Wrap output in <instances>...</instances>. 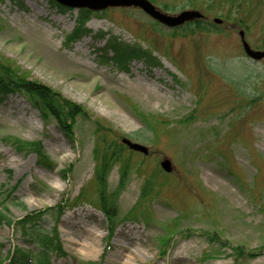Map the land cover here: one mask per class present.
Returning <instances> with one entry per match:
<instances>
[{"label":"rangeland","instance_id":"1","mask_svg":"<svg viewBox=\"0 0 264 264\" xmlns=\"http://www.w3.org/2000/svg\"><path fill=\"white\" fill-rule=\"evenodd\" d=\"M211 2L154 0L167 13L203 10L202 29L170 28L138 7L113 6L76 34L77 9L0 0V59L84 108L68 135L21 94L0 101V210L14 222L62 207L55 224L43 222L62 249L49 264H264V58L250 59L239 35L246 24L251 46L264 49V0L240 9ZM111 37L149 49L159 65L119 66L106 51ZM146 120L155 129L144 134ZM123 136L150 155L123 148L132 163L123 180L112 164L109 221L95 150ZM36 141L49 163L25 148ZM164 157L171 172L158 168ZM21 246L38 251L0 222V264H11Z\"/></svg>","mask_w":264,"mask_h":264},{"label":"trees","instance_id":"2","mask_svg":"<svg viewBox=\"0 0 264 264\" xmlns=\"http://www.w3.org/2000/svg\"><path fill=\"white\" fill-rule=\"evenodd\" d=\"M49 1L50 5L61 13H67L73 10L72 8L62 5L55 0ZM150 1L154 4V0ZM203 1L204 0H189L188 4L192 7H198V5H200ZM211 1V3L220 4L221 7L229 9H240L245 7L247 4H250V0ZM205 6L206 8H209L205 3L202 9H205ZM164 9L174 10L175 8L166 6ZM201 11L203 12V10ZM98 12V10H91L86 7L78 8L75 33H81L85 29V23ZM227 18L228 16L225 17L226 20ZM202 21L203 19H194L184 23L179 28L186 27L191 30L202 29ZM243 28H248L249 30L250 27L245 24L243 25ZM106 46V51L109 50L113 52V56L110 59L121 67H125V65L133 59H142L145 63L151 66L159 65V62L153 55V52L138 43L129 44L122 42L117 37H111L107 38ZM15 94H21L24 96V98L45 118L52 117L58 128L68 135H71L77 118L84 112V108L81 104L65 97L61 92L48 85L19 74L10 64L0 59V101H4L9 96ZM144 123V134L155 129L152 125V121L146 120ZM24 145L25 148L29 147L36 152L38 163H49L48 156L43 152L40 141L25 142ZM123 148L128 149V153L130 154L137 153L130 150L123 143L113 146L106 141H104L103 150H100L99 148L95 150V158L98 163L95 176L101 187L99 205L101 210L108 216L109 221H112L116 216L114 207L115 204L109 203L107 199L108 196L106 195V179L110 168L112 164L119 163L120 175L123 180L128 175L132 164L130 154L125 156L123 154ZM158 168L161 171L160 166H158ZM153 175L156 174L154 173ZM150 180H154L153 176ZM148 190L149 187L145 190V193H147ZM62 214V207L58 204L56 206L47 207L43 211L26 213L22 218L13 222L0 210V222L5 221L8 224H13L21 234L26 244H32L38 249V251H35L32 248H26L24 246L16 247L9 254V262L11 264H49L51 253L54 251L61 252L62 249L57 235V230L54 227L52 229H47L43 226V222L46 218H51L54 220L53 222L55 224ZM130 215L133 216L132 214ZM235 250H240V252H237L239 256L243 254V248L241 246H236Z\"/></svg>","mask_w":264,"mask_h":264},{"label":"water","instance_id":"3","mask_svg":"<svg viewBox=\"0 0 264 264\" xmlns=\"http://www.w3.org/2000/svg\"><path fill=\"white\" fill-rule=\"evenodd\" d=\"M55 1L61 3L62 5L74 9L86 7L91 10H102L107 7H113V6L138 7L142 9L145 13L150 15V17H152L153 19L157 20L158 22L170 28L180 26L187 21H192L194 19H201L204 17V14L196 9H185L175 14L167 13L157 8L150 0H55ZM214 20L217 23L222 22V20L217 17ZM239 35L243 50L250 59L256 61L264 58V50L255 49L251 46L249 41L246 39L244 29L239 30ZM121 142L127 145L131 150L140 152L142 154L148 155L150 152V149L147 145L133 141L126 136H123L121 138ZM160 166L166 172H171L173 169V163L171 159H169L168 157H164L160 161Z\"/></svg>","mask_w":264,"mask_h":264}]
</instances>
